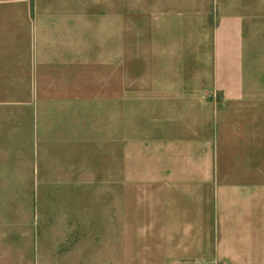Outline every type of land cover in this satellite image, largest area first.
Instances as JSON below:
<instances>
[{
  "label": "crops",
  "instance_id": "obj_1",
  "mask_svg": "<svg viewBox=\"0 0 264 264\" xmlns=\"http://www.w3.org/2000/svg\"><path fill=\"white\" fill-rule=\"evenodd\" d=\"M229 1L215 49L152 65L173 78L151 81L150 125L129 132L122 215L142 236L113 264H264V0ZM43 3L0 0V199L22 198L25 161L37 181L98 186V49L85 7Z\"/></svg>",
  "mask_w": 264,
  "mask_h": 264
},
{
  "label": "rangeland",
  "instance_id": "obj_2",
  "mask_svg": "<svg viewBox=\"0 0 264 264\" xmlns=\"http://www.w3.org/2000/svg\"><path fill=\"white\" fill-rule=\"evenodd\" d=\"M39 1L76 2L86 10L88 55L90 48L98 49V186L79 191L53 177L48 183L42 174L37 181L31 161H25L22 198L0 199V240L10 242L0 251L21 253L28 264H113L117 246L142 236L126 229L122 215L135 196L126 178L127 162L135 159L133 145L128 146L135 136L129 132L150 125L152 104L141 97L149 95L151 81L173 78L151 72L152 65L169 69L182 62L181 53L215 49L230 1Z\"/></svg>",
  "mask_w": 264,
  "mask_h": 264
}]
</instances>
